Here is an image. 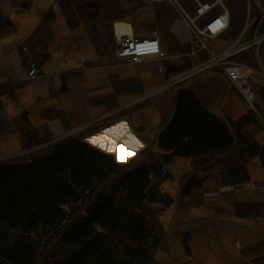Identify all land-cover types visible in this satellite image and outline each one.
Instances as JSON below:
<instances>
[{
  "label": "crops",
  "instance_id": "1",
  "mask_svg": "<svg viewBox=\"0 0 264 264\" xmlns=\"http://www.w3.org/2000/svg\"><path fill=\"white\" fill-rule=\"evenodd\" d=\"M177 2L184 18L173 7L179 17L162 33L157 29L167 59L177 55L190 58L194 67L190 72L195 73L189 80H198L192 85L202 105L225 123L239 120L249 112L222 70L210 67L212 55L198 51L190 24L201 29L213 17L225 14L228 28L207 40L213 55L251 53L253 42H243L260 24L264 4L261 0ZM204 6L208 8L199 15ZM151 13L144 7L140 18L154 21ZM34 52L45 58L37 61ZM91 54L81 26H69L61 0H0V164L32 161L43 145L72 134L85 117L95 113L84 66ZM117 60L113 71L128 74L130 62ZM195 60L201 64L196 66ZM31 62L38 67V74L32 78L28 77ZM149 113L156 124L161 113L156 108ZM252 117L243 134L258 145V152L242 162L248 180L233 181L228 171L235 166L236 155L249 147L229 151L199 174L203 202L180 205L183 181L209 158L196 164L192 158L173 157L165 165L171 176L161 180L159 188L174 201L156 213L158 264H264V120ZM140 138L144 148L152 142L150 131Z\"/></svg>",
  "mask_w": 264,
  "mask_h": 264
},
{
  "label": "trees",
  "instance_id": "2",
  "mask_svg": "<svg viewBox=\"0 0 264 264\" xmlns=\"http://www.w3.org/2000/svg\"><path fill=\"white\" fill-rule=\"evenodd\" d=\"M252 118V114L247 113L239 120L229 119L225 123L202 105L192 89H183L173 93L171 107L159 124L152 145L126 163H118L113 155L85 141L70 138L32 162L0 164V232L7 225L21 228L23 232L16 249L10 253L13 264H33L41 239L67 221L69 213L65 207L78 204L86 195L91 197L87 216L72 224L66 240L82 248L85 255L99 256L102 239H108L106 233L120 225L112 212L116 213L118 203L124 201V191L132 203L125 212L123 228L136 245L127 247L126 252L137 264L155 262L159 238L141 212L144 201L157 202L149 199L152 185L150 172L143 165L144 158L156 143L167 153L166 159L192 158L200 164L209 158L182 183L183 189H189L192 184L202 189L199 174L212 168L223 154L247 147V157L257 154L258 145L243 134ZM157 166L161 167L159 163ZM239 172H244V177L233 181L248 180L243 164L229 169V174ZM108 182H113L112 194L97 193L94 197L100 186ZM154 187L159 190V185ZM157 194L167 198L165 206L174 201L166 194ZM95 224L105 233L98 231Z\"/></svg>",
  "mask_w": 264,
  "mask_h": 264
},
{
  "label": "rangeland",
  "instance_id": "3",
  "mask_svg": "<svg viewBox=\"0 0 264 264\" xmlns=\"http://www.w3.org/2000/svg\"><path fill=\"white\" fill-rule=\"evenodd\" d=\"M179 2L184 4V0H179ZM261 2L264 4V0ZM61 6L69 26L71 28L81 26L84 36L90 44L91 58L86 61L84 66L89 76L88 91L93 96L92 105L96 111L85 117L72 134L65 135L54 143L43 145L40 150L34 153L33 160L49 154L56 146L70 138H77L91 145L89 143L91 138L102 137L107 129L120 122L126 123L138 137L150 131L152 142L147 146L150 147L156 137L157 126L171 107L173 93L183 89H192L195 92L192 84L198 80H187L170 85L174 79L190 76V71L194 69L193 63L190 58L177 55L163 61L155 58L147 59L139 65L128 63L130 70L128 74L121 75L114 72L112 66L119 61L115 57L113 25L118 21H126L133 24L134 33L137 35L151 33L154 29H158L162 33L169 22L179 17L175 13L176 10L169 3L153 4L150 0H61ZM144 7L150 8L154 21L140 18V11ZM262 11L260 24L253 28L249 37L243 42L244 44L253 42L252 44L255 45L253 51L234 55L230 58L231 61L245 63L253 68H264V8H260V12ZM208 39H213V37ZM186 49H190V47L188 46ZM35 53L33 55L37 61L45 58V55L39 56ZM200 64L201 61L195 60L196 66ZM163 87L164 89L152 94ZM134 101L137 102L134 103ZM152 108H156L161 113L162 118L160 117L156 124L155 119L151 118L149 113V109ZM26 143L27 141H25ZM157 146L158 148H156ZM92 147L105 154L113 155L118 163L132 160L147 148L142 149L127 161H120L114 154L95 146ZM156 147L154 145L151 152L144 158L143 165L150 172L151 177L152 188L149 191V199H156L157 202L144 201L141 212L146 216L150 227L155 229L154 233L159 238L160 244L156 213L165 206L167 198L158 196L157 193L162 194V191L160 188V191L156 190L154 186L159 185L162 179L171 176L165 165L172 158L166 159V155L161 154L158 143H156ZM247 155L248 150L236 155L234 167L241 166ZM158 163L161 167L157 166ZM229 175L232 180H239L244 177V172ZM112 185L113 182L101 185L94 197L97 193L111 195ZM122 196L124 201L118 203L116 213L112 212L120 225L116 229L111 228L113 230L106 233L108 239H102L99 256L85 255L82 248L76 246L73 241L66 240L72 231V224L87 216L86 209L91 202V197L86 195L78 204L65 207L69 213L67 221L63 227L52 231L41 239L39 252L33 264H137L126 252L127 247L135 248L136 245L123 228L125 212L132 202L125 191ZM203 199L202 189H199L197 184H192L189 189H182L179 203L180 205H186L188 202L200 203ZM134 205L133 203L132 206ZM94 227L105 233L97 224ZM22 235L21 228H12L9 225L0 232V264H13L10 253L16 249L17 242ZM151 264L158 263L155 261Z\"/></svg>",
  "mask_w": 264,
  "mask_h": 264
},
{
  "label": "built area",
  "instance_id": "4",
  "mask_svg": "<svg viewBox=\"0 0 264 264\" xmlns=\"http://www.w3.org/2000/svg\"><path fill=\"white\" fill-rule=\"evenodd\" d=\"M153 3H169L184 18L185 12L178 4L177 0H152ZM204 6L199 9V15L204 12ZM128 24L129 22L121 21ZM132 25L131 23H129ZM116 23H114L115 33V57L119 60H128L130 63L138 65L147 59L157 58L166 60L168 58L162 42L160 33L157 29L151 33L137 35L117 36L115 32ZM229 26L227 16L221 14L209 20L203 28H198L195 24H190L193 41L198 51H204L212 55L213 65L218 67L224 73L231 88L237 91L244 103L246 110L252 115H256L264 120V68H253L245 63L231 61L232 56L223 54L220 56L213 55L207 40L216 37L225 31ZM38 74V67L35 63L29 64L28 77L32 78ZM190 76H184L174 79L171 84H179L189 80Z\"/></svg>",
  "mask_w": 264,
  "mask_h": 264
},
{
  "label": "bare ground",
  "instance_id": "5",
  "mask_svg": "<svg viewBox=\"0 0 264 264\" xmlns=\"http://www.w3.org/2000/svg\"><path fill=\"white\" fill-rule=\"evenodd\" d=\"M116 24L115 32L117 36L132 35L134 33L133 26L129 23L126 24L118 21ZM194 71H198V69ZM162 89H164V87L156 90L152 94H155ZM136 102L137 101H134V103ZM89 143L98 149L114 154L120 161L131 159L146 146L144 141L124 122H120L107 129L102 137L91 138Z\"/></svg>",
  "mask_w": 264,
  "mask_h": 264
}]
</instances>
